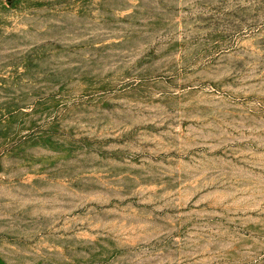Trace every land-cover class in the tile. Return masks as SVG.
I'll return each instance as SVG.
<instances>
[{"label":"rangeland","instance_id":"rangeland-1","mask_svg":"<svg viewBox=\"0 0 264 264\" xmlns=\"http://www.w3.org/2000/svg\"><path fill=\"white\" fill-rule=\"evenodd\" d=\"M0 264H264V0H0Z\"/></svg>","mask_w":264,"mask_h":264}]
</instances>
